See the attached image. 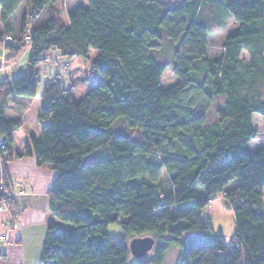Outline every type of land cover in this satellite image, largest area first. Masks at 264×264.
I'll list each match as a JSON object with an SVG mask.
<instances>
[{
  "label": "trees",
  "instance_id": "16d2710c",
  "mask_svg": "<svg viewBox=\"0 0 264 264\" xmlns=\"http://www.w3.org/2000/svg\"><path fill=\"white\" fill-rule=\"evenodd\" d=\"M57 1L0 0L2 47H29L24 71L0 81L1 161L21 124L6 118L8 99L37 94L39 64L93 50L98 72L78 100L56 77L44 82L39 137L18 154L55 171L38 264H162L171 248L173 264H264V127L252 119L264 123V0H87L67 23ZM167 68L175 82L163 86ZM218 195L229 245L201 217ZM0 207L17 214L1 192ZM113 222L123 239L107 235ZM137 236L156 244L129 263Z\"/></svg>",
  "mask_w": 264,
  "mask_h": 264
},
{
  "label": "crops",
  "instance_id": "0c3cea01",
  "mask_svg": "<svg viewBox=\"0 0 264 264\" xmlns=\"http://www.w3.org/2000/svg\"><path fill=\"white\" fill-rule=\"evenodd\" d=\"M3 26L0 22V33ZM29 47L23 49L15 56L0 46V81L14 76L17 66L22 62ZM21 54V56H20ZM33 97H9L7 109L12 105L13 115L7 119L19 118L21 124L13 132L11 142V157L0 161V171L8 181H21L25 193L14 198L17 214L11 217L6 207L0 208V234L5 235V240L0 241V264H38L41 248L50 220L48 211L47 192L55 177V171L48 166H37L32 155H18L22 153L23 146L30 136L39 137L40 128L32 130L27 125H37V112L40 104L39 94ZM26 129L22 130V126ZM21 131V134H19ZM16 224V228L8 227Z\"/></svg>",
  "mask_w": 264,
  "mask_h": 264
},
{
  "label": "rangeland",
  "instance_id": "374dc122",
  "mask_svg": "<svg viewBox=\"0 0 264 264\" xmlns=\"http://www.w3.org/2000/svg\"><path fill=\"white\" fill-rule=\"evenodd\" d=\"M168 4H174L180 0H164ZM87 0H58L55 3V8L57 10V14L59 17L65 22H68V13L74 11L77 7L86 6ZM232 19H227L226 26L222 31L216 33L214 37L215 44H218V38L222 34V32L228 28L233 26ZM217 42V43H216ZM2 47V46H1ZM27 46H25L26 50ZM94 55L93 50H89L87 57L74 56L71 58L65 56H57L54 58L51 57L50 62L39 64V78L40 82L38 84V90L42 89L44 82L48 79L56 77L61 80L63 85L66 87L72 86V96L74 100H78L83 97L89 89L93 85V80L98 75V72L93 69L91 65V59ZM241 55L243 57H247L246 52L243 50ZM21 56V54H20ZM27 54L22 58V62L17 66L16 72L14 75H18L22 73L27 66ZM0 61L7 62L8 60ZM175 82V78L172 75L169 68L164 70L161 76V83L163 86H169ZM13 97H22L29 98L25 96H13ZM13 115V107L12 105L9 109L6 110V116L9 117ZM253 125L258 130H261L264 127V123L258 114H253ZM32 130L36 127L39 128V125H27ZM26 129V125L22 126V130ZM21 134V131L20 133ZM106 151L103 149L99 153L95 155V159L106 157ZM1 173V171H0ZM2 174V173H1ZM3 176V175H2ZM164 177V176H162ZM262 192L264 193V187L262 188ZM201 217L203 221H208L210 225L218 229L223 236L224 242L229 245L232 243V233L234 231V223L232 220L231 210L226 204L225 199L222 195H218L214 199H212L207 206H205L201 210ZM107 235L109 237H114L118 240L123 239L124 233L121 229L120 225L117 222L109 223L107 226ZM131 238L128 239V241ZM156 242L154 241L153 247L149 250L143 257L149 258L152 255L153 249L155 247ZM177 254V250L175 248H171L166 251L162 264H173L175 257ZM135 257L129 258V263H132L136 260Z\"/></svg>",
  "mask_w": 264,
  "mask_h": 264
},
{
  "label": "built area",
  "instance_id": "2783aa9c",
  "mask_svg": "<svg viewBox=\"0 0 264 264\" xmlns=\"http://www.w3.org/2000/svg\"><path fill=\"white\" fill-rule=\"evenodd\" d=\"M10 40V35H0V46H5ZM7 144V139L3 135H0V161L2 157L8 155ZM22 185L23 183L21 181L12 182L6 180L0 173V192L7 198L14 200L17 195H23L25 190L23 189ZM8 227L16 228L17 225L8 223ZM5 238V235L0 234V241L5 240Z\"/></svg>",
  "mask_w": 264,
  "mask_h": 264
},
{
  "label": "water",
  "instance_id": "95a60500",
  "mask_svg": "<svg viewBox=\"0 0 264 264\" xmlns=\"http://www.w3.org/2000/svg\"><path fill=\"white\" fill-rule=\"evenodd\" d=\"M154 239L151 236L132 237L128 241V250L135 258L143 257L153 247Z\"/></svg>",
  "mask_w": 264,
  "mask_h": 264
}]
</instances>
